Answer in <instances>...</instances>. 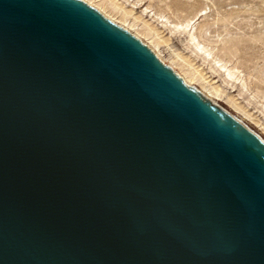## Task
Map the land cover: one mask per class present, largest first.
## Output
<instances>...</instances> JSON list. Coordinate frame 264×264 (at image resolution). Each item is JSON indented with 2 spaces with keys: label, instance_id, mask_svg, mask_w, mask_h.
Here are the masks:
<instances>
[{
  "label": "water",
  "instance_id": "obj_1",
  "mask_svg": "<svg viewBox=\"0 0 264 264\" xmlns=\"http://www.w3.org/2000/svg\"><path fill=\"white\" fill-rule=\"evenodd\" d=\"M0 264H264V142L82 0H0Z\"/></svg>",
  "mask_w": 264,
  "mask_h": 264
},
{
  "label": "rangeland",
  "instance_id": "obj_2",
  "mask_svg": "<svg viewBox=\"0 0 264 264\" xmlns=\"http://www.w3.org/2000/svg\"><path fill=\"white\" fill-rule=\"evenodd\" d=\"M86 1L264 142V0Z\"/></svg>",
  "mask_w": 264,
  "mask_h": 264
},
{
  "label": "bare ground",
  "instance_id": "obj_3",
  "mask_svg": "<svg viewBox=\"0 0 264 264\" xmlns=\"http://www.w3.org/2000/svg\"><path fill=\"white\" fill-rule=\"evenodd\" d=\"M84 1H86V0H84ZM86 2H87V1H86ZM187 27H188V26H186V28H187ZM181 28H182V27H181ZM191 40L194 41V42H196V47H197L199 50H201V51L206 50L205 47L202 46V45L198 42L197 37L194 36L193 34L191 35ZM206 53H208V55L211 56V53H210V52L206 51ZM227 72H228V76H229V77L232 78V77L235 76V73L233 72V70L229 69V70H227ZM186 83H187V82H186ZM189 87H190V86H189ZM205 98H207L208 100H210V98L207 97V96H206Z\"/></svg>",
  "mask_w": 264,
  "mask_h": 264
}]
</instances>
